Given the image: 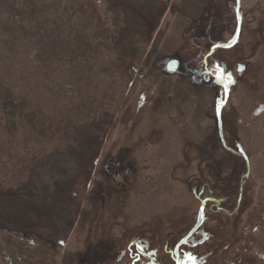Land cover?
Returning a JSON list of instances; mask_svg holds the SVG:
<instances>
[{"label":"rangeland","instance_id":"1","mask_svg":"<svg viewBox=\"0 0 264 264\" xmlns=\"http://www.w3.org/2000/svg\"><path fill=\"white\" fill-rule=\"evenodd\" d=\"M203 200L179 264H264V0L0 1V264H174Z\"/></svg>","mask_w":264,"mask_h":264},{"label":"trees","instance_id":"2","mask_svg":"<svg viewBox=\"0 0 264 264\" xmlns=\"http://www.w3.org/2000/svg\"><path fill=\"white\" fill-rule=\"evenodd\" d=\"M23 104H25L24 101L21 105V103H17L15 100L9 98V100L4 101L2 105L4 109L9 110L11 112H22L23 118L27 121L29 125V132L37 133L39 136L44 135L45 132H49L52 127V118L42 113H39L37 108L29 106L31 104L26 103L28 107L23 106ZM13 127V122L8 123V125L4 127V131H13ZM231 243L225 246V248H221V250L218 251V254L213 257V259H211L210 264H236L239 260H243L244 257H246V254L251 257L255 256V253L251 251L253 249V242L251 243L242 239L237 244H235L234 242ZM230 246L231 248H229Z\"/></svg>","mask_w":264,"mask_h":264},{"label":"water","instance_id":"3","mask_svg":"<svg viewBox=\"0 0 264 264\" xmlns=\"http://www.w3.org/2000/svg\"><path fill=\"white\" fill-rule=\"evenodd\" d=\"M236 12L238 13V5H237V8H236ZM239 30H240V19L238 17L237 18V30H236L235 39H237V36L239 35ZM177 68H178V62L176 60H174V59H170L166 63L165 68H164V71L167 72V73L172 74V73L176 72ZM242 68L243 67L241 65H239V67H238V72L239 73L242 71ZM217 119H218V132H219V136L222 139V131H221V121H220V111H219V108H218V111H217ZM237 148H238V154H240L242 157H244L246 159V156L244 155L243 150H242V148L240 147L239 144H237ZM246 165L248 167L247 159H246ZM247 174H248V170H247L246 175ZM240 186H242V185L240 184ZM239 194L241 195V187H240ZM205 202H206V200H203L201 202V205H200V208H199V211H198V215H197V219H196V223L190 229V231L182 239H180L178 241V243L175 245V247L173 249V252L174 253H176L177 248L180 245H182V243H184L186 240H188L193 235V233L196 231V229L202 223V220H203V210H204Z\"/></svg>","mask_w":264,"mask_h":264},{"label":"flooded vegetation","instance_id":"4","mask_svg":"<svg viewBox=\"0 0 264 264\" xmlns=\"http://www.w3.org/2000/svg\"><path fill=\"white\" fill-rule=\"evenodd\" d=\"M238 36H239V35H238ZM238 36H237V39H238ZM237 39H235V41H236ZM216 47H219V45H216ZM212 51H213V50H212ZM212 51H211V52H212ZM167 62H168V61H166V63H167ZM166 63H165V65H166ZM165 65H164V68H165ZM238 67H239V66H238ZM242 67H243V66H242ZM237 70H238V69H237ZM189 231H190V230H189ZM176 244H177V243H176ZM179 247H180V246H179ZM179 247H178V248H179ZM178 248H177V249H178ZM172 253H173V255L175 256V257H174V264H179L178 259H176V253H174L173 251H172ZM153 259H154V256L151 255V260H152V262H153Z\"/></svg>","mask_w":264,"mask_h":264},{"label":"snow or ice","instance_id":"5","mask_svg":"<svg viewBox=\"0 0 264 264\" xmlns=\"http://www.w3.org/2000/svg\"><path fill=\"white\" fill-rule=\"evenodd\" d=\"M229 82H232L230 76H229Z\"/></svg>","mask_w":264,"mask_h":264}]
</instances>
